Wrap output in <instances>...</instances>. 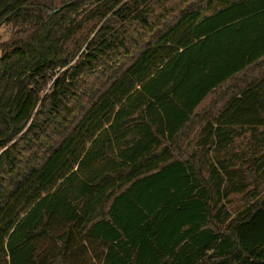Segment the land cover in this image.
<instances>
[{
  "label": "trees",
  "instance_id": "trees-1",
  "mask_svg": "<svg viewBox=\"0 0 264 264\" xmlns=\"http://www.w3.org/2000/svg\"><path fill=\"white\" fill-rule=\"evenodd\" d=\"M92 1L0 0V264H264V0Z\"/></svg>",
  "mask_w": 264,
  "mask_h": 264
},
{
  "label": "crops",
  "instance_id": "crops-1",
  "mask_svg": "<svg viewBox=\"0 0 264 264\" xmlns=\"http://www.w3.org/2000/svg\"><path fill=\"white\" fill-rule=\"evenodd\" d=\"M259 72L256 68L246 67L242 71H239L230 77H227L222 83L209 89L202 97V99L195 106L193 113L191 114L187 128L182 129L180 137L189 134L191 131L196 133V137L200 136V128L207 122L217 121H233L244 122L246 120L244 114L242 116L239 113L231 116L230 112L224 111V108L229 105V102L238 106H244L245 100L241 99L245 91V86L258 77ZM202 89L198 88L193 93L197 96L202 94ZM240 98V99H239ZM249 104H253L250 102ZM232 117V118H231ZM255 121V118L252 119ZM260 121V119L258 120ZM194 126L196 127L194 129ZM194 129V130H193ZM187 132V133H186ZM202 135V134H201ZM248 133L237 134L235 139L247 138Z\"/></svg>",
  "mask_w": 264,
  "mask_h": 264
},
{
  "label": "rangeland",
  "instance_id": "rangeland-1",
  "mask_svg": "<svg viewBox=\"0 0 264 264\" xmlns=\"http://www.w3.org/2000/svg\"><path fill=\"white\" fill-rule=\"evenodd\" d=\"M62 0H52L53 3L56 5ZM96 0L92 2L85 3L82 5L83 7L80 9L79 14H73L72 19L79 20L81 17L84 16L91 8L95 6ZM71 19V20H72ZM11 37V29L9 25H1L0 26V42L7 40ZM196 127L194 126V129ZM193 129V130H194ZM187 133V132H186ZM196 140V133H193L192 131L187 134L183 135L179 138V144L181 145V152L184 156H186L188 153L191 152L193 149L194 141ZM248 145V140L245 138L242 139H236L234 141V149H237L238 151L244 150L246 146ZM243 197L241 194H233L230 196V204L227 203V209H229L232 214H234L237 210H240L243 207Z\"/></svg>",
  "mask_w": 264,
  "mask_h": 264
}]
</instances>
